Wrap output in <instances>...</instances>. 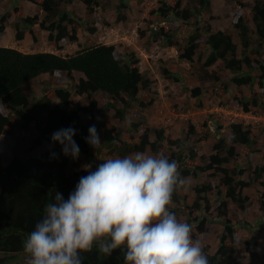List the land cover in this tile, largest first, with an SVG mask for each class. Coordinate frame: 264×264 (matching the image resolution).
Returning <instances> with one entry per match:
<instances>
[{
  "label": "trees",
  "instance_id": "16d2710c",
  "mask_svg": "<svg viewBox=\"0 0 264 264\" xmlns=\"http://www.w3.org/2000/svg\"><path fill=\"white\" fill-rule=\"evenodd\" d=\"M40 8L44 16L39 20L38 14L34 16L21 17L12 27L15 41L23 40L28 32L34 41L37 26L39 31L47 33V41L53 43L58 50H62L60 44L67 40L77 43L78 37L75 25L86 24L81 17L75 19L73 12L65 6L77 0H27ZM109 0H78L85 7L86 15H93ZM141 0H137L140 2ZM189 7L182 6L180 1L161 2L156 10L151 11L147 27V42L161 43L163 47L177 48L181 51L179 58L192 63L193 57L202 40L201 31L205 35L203 43L208 47V55L203 63L204 67L217 65L223 67L230 75L227 80L220 79L215 73L205 74L212 80L211 84L216 86L217 93H231L230 85L241 87L252 86L257 79L258 87L264 89V63L256 57L253 64L248 51L252 44H256L255 53L259 56L264 46V1L254 0L250 12L246 15L238 13L233 20V28L240 42L239 47L233 38L226 32L217 31L211 33L214 20H209L205 27H199L200 15L208 10L211 3L217 0H187ZM227 1V0H222ZM239 6L244 5L240 0H230ZM191 5V6H190ZM126 8L121 1L116 7L117 22H125L126 16H120L118 12ZM100 10V9H99ZM89 13V14H88ZM197 15L195 29L187 33L186 40L179 39L180 29L183 25L191 28L190 20ZM246 20H245V19ZM7 16L0 15V33L5 30ZM248 20V21H247ZM254 27L258 41L251 40L248 23ZM76 23V24H75ZM75 24V25H74ZM89 23H87L88 25ZM74 25V26H73ZM68 26H72L70 29ZM154 26L156 29L154 30ZM81 27V26H80ZM98 29L97 23L85 29L89 35H93ZM205 32V33H204ZM182 44V45H180ZM205 52V51H203ZM119 56V55H118ZM116 54L114 46L94 44L91 41L80 46L73 55L61 56L53 52L24 53L15 48L0 46V139L4 136L22 140L27 143L22 154L13 152L10 160L3 165L0 160V264L19 262L21 257L28 255L24 251V243L28 235L35 229V225L43 218L46 205L54 202L55 193L63 195L67 199L74 191L79 179L88 174V170H79L68 173L69 161L63 155L61 146L54 145L51 136L61 128L72 126L76 129L74 140L80 147V155L92 152V147L86 143L88 129L95 125L100 135L102 145L113 147L119 140L117 134L105 128L109 111L112 110L114 117L124 119V111L136 97L141 89H148L151 81L148 76L140 72L139 60L133 55H125L123 59ZM172 66V65H170ZM258 68L260 75H253ZM60 72L72 81L70 86L58 87L50 94L41 98L31 100L23 91L24 86L42 75H53ZM76 74L80 75L76 81ZM161 75L171 82H179L180 77L173 74L169 68H163ZM204 79V80H206ZM109 96L110 100L103 105H98L96 99H90L94 94ZM193 98L202 95L200 88L190 90ZM56 102L53 103V98ZM126 96V98L124 97ZM75 98L90 99L87 107H82L74 100ZM112 100V101H111ZM121 102L122 108L118 109L115 102ZM240 104L244 111L249 107L263 109L264 101L258 96L242 101L239 95L234 99ZM141 107H148L151 101L141 100ZM200 106V105H199ZM84 116L87 118L85 119ZM96 116L99 121H96ZM139 123L132 124L134 131L139 130ZM229 131L232 135V145L228 146L224 138H220L212 146V154L208 157H200L199 160L207 158V162L200 165L199 161L194 163L193 169L183 165L181 155L170 153L167 157L170 161H176L181 178L192 177L196 179L200 174L213 171L221 174L220 183L225 188L224 200L213 207V202L207 198L212 193L210 183L197 184L194 187L196 198L189 207L196 211L208 213L216 211L218 219H222L223 225L221 237L217 250L214 254L203 251L209 260V264H232V253L235 251V227L229 221L226 199L234 203L240 210L246 207L249 198L243 194V190L249 186L247 182L235 179V175H242L243 170L235 168L228 170L224 164L233 160L237 153L235 145H239L246 154L250 151L254 141L250 137V130L242 124H230ZM157 140L150 142L148 132L140 136L139 143L130 145L123 144L114 150L120 158L130 154L143 153L146 148L151 152H157L161 143L165 140L163 130H156ZM44 144L50 145V149L34 155L35 150ZM171 145L176 142L171 141ZM52 153L56 158H52ZM189 162L196 159V154L190 151ZM206 160V159H205ZM240 170L239 172L237 171ZM94 171V170H91ZM238 172V173H237ZM264 175V165L256 166L252 172L255 181H260ZM264 190V183L260 181ZM178 187L174 190L172 203L179 202ZM220 194V193H219ZM259 210L261 223L264 226V192L259 199ZM168 210L175 214L180 221V214L176 210ZM196 222L193 220L188 224ZM207 219H202L196 225L197 233L203 235L206 231ZM197 241V236L192 235ZM123 249H116L110 256L99 253L97 248L91 252L81 253L82 264H124ZM21 256V257H20Z\"/></svg>",
  "mask_w": 264,
  "mask_h": 264
},
{
  "label": "rangeland",
  "instance_id": "374dc122",
  "mask_svg": "<svg viewBox=\"0 0 264 264\" xmlns=\"http://www.w3.org/2000/svg\"><path fill=\"white\" fill-rule=\"evenodd\" d=\"M121 1L126 4V8H121L118 14L126 16L127 20L125 22L116 21V7ZM163 1L168 3L180 1L184 7H189L190 4V1L187 0H141L140 2H137V0H109L99 8L100 10L97 9L93 15H86L83 4L79 3L78 0L74 1V3L65 7L70 12H73L75 19L81 17L83 21L89 24L82 23L80 27L75 25V23L78 42L70 43L65 40L60 44L62 50H58L53 43L47 41V33L39 31L37 26L34 28L36 33L35 41L28 32L25 33L23 40L15 41V33L12 26L20 19L17 13L19 12L21 17L38 14L39 20H41L44 12L27 0H0V15H6L8 18L4 32L0 33L1 47L15 48L24 53L53 52L61 56H69L80 50V46H83L86 41H91L94 44L113 45L117 56L119 55L118 57L121 59L125 55H133L134 58L139 60L138 65L140 70L143 71L142 73L150 74L151 85L148 89H141L138 92L136 102L132 101L125 109L123 120L116 119L113 111H109L105 128H109L112 133L118 135L119 140L116 141L115 146L101 145L98 149L92 148V152L87 155H80L75 161L70 157H66L69 161L68 173L79 170L95 171L105 160L118 157L114 151L116 148L123 144L133 145L139 143L140 136L143 133L148 132L150 142L156 141L157 135L155 131L159 129L163 130V135L165 136L161 147L156 153L151 152L149 148H146L143 153L146 155L163 156L165 154V156H169L173 152L181 155L182 168L185 165L187 168L193 169L195 162L199 161L200 165L207 162V158H205L206 160H199V158L211 155L213 153L211 148L218 139L224 138L228 146L232 145L229 124H231V120L240 121L239 118H234V112L230 113L233 105L230 101L234 99L236 94L241 97L242 101L251 99V96H258L259 99L264 101V89L261 90L258 87L257 79L252 86L244 85L237 88L231 84L230 90L234 89L231 93H217V91H214L216 86L211 84L212 80H209V78L206 81H202V79L207 78L205 74L208 75L209 73H215L222 80H227L230 75L223 67H218L216 64L207 68L203 66L209 50L206 44L203 43L205 37L203 31L200 32L202 40L192 63H186L181 59L176 63H174V60L165 61L167 52L162 51V49H152L153 44L147 42V27L151 26L147 21H149L148 18L151 11L156 10ZM240 2L244 5L243 7L230 0L212 2L209 9L204 10L199 16L201 22L198 25L204 28L209 20H214L211 33L224 31L229 34L239 47V53L240 42L233 28V20L238 13L248 14L254 0H240ZM195 21H197V15H193L190 20L191 28L185 25L181 27L179 39L183 42L188 36L187 33L195 29ZM91 23H97L98 26L97 31L93 35H89L85 30L89 28ZM248 25L251 40L254 42L258 41L251 22ZM71 27L68 26L69 29ZM157 45L163 48L161 43H157ZM255 47L256 44H252L248 50L250 59L255 64L254 62L257 61L256 57H259L260 61L264 63V46L259 56H256ZM178 53L180 54L181 51L179 50ZM163 68H169L173 74L180 77V81L171 82L165 79L161 75ZM252 74L257 78L260 75L259 69L255 68ZM79 77L80 75L76 74V81H78ZM71 84L72 81L68 80L65 74L56 72L53 75H42L29 82L24 86L23 91L31 100H35L45 94H50L58 87L65 88ZM197 86L202 87L204 92L195 99L191 96L190 89ZM124 97L126 98V96ZM144 98L151 101L150 106L141 107L139 105V102ZM90 99H96L98 105H103L110 100L109 96H102V94L98 93L94 94ZM90 99L75 98L74 101H77L76 103L82 107H87ZM55 102L56 99L53 98V103ZM115 104L118 109L122 108L121 102L117 101ZM220 107L225 108L223 112ZM248 109L251 115L264 112V110L259 108L249 107ZM84 118L86 119L87 117L84 116ZM98 119L99 117L96 116V121H99ZM247 119H249L247 120L248 122H243L242 125L250 130V137L254 144L247 154L241 150L239 145H235L236 157L223 166L228 170L242 169L243 174L240 176L235 175V179L244 180L249 184L243 190V194L249 198V202L243 210H240L234 203L226 199L228 207L227 217L235 227V237L237 239L235 251L232 253V264H264V226H260L258 204L261 194L264 192L260 186V181L264 183V175L260 181H255L252 176L256 166L264 165V126L257 127L250 118ZM134 123H139V130L134 131L132 129L131 126ZM171 141L176 142V144L171 145ZM26 145L25 141H15L9 136L2 137L0 139L1 163L5 165L15 151L17 154H22ZM50 147V145L44 144L40 149L35 150L33 154L39 155L50 149ZM190 151L196 154V159L193 162L188 161L189 155H191ZM131 155L134 154L127 156ZM237 171L239 172L240 170L237 169ZM221 177V174L207 171L200 174L196 179L192 177L183 178L184 183L178 186L179 202L169 205V209L176 210L180 214L181 222L190 223L196 220V222L191 224L192 235L197 236V241H199L202 250L209 254H214L217 250L223 229L222 219H218L216 211L211 210L208 213H204L189 207L196 198L194 187L202 183L206 184L209 182L212 186V193L207 194L209 201L214 204L212 209L223 201L225 188L220 183ZM204 218L208 221L205 224L206 231L199 236L196 225ZM28 259V255L22 256L16 264H28Z\"/></svg>",
  "mask_w": 264,
  "mask_h": 264
},
{
  "label": "clouds",
  "instance_id": "9594fccd",
  "mask_svg": "<svg viewBox=\"0 0 264 264\" xmlns=\"http://www.w3.org/2000/svg\"><path fill=\"white\" fill-rule=\"evenodd\" d=\"M168 49L165 61L178 62L179 49ZM195 88L204 92L200 86L191 89ZM230 103L234 118L241 110L248 112L236 101ZM75 135L76 129L69 126L51 137L74 161L80 156ZM86 143L93 149L101 147L95 125L89 127ZM183 183L177 162L162 155L135 153L105 160L79 179L67 199L55 193L54 202L46 205L24 243L28 264H82L81 253L94 247L104 256L125 250L124 264H209L199 241L193 240L191 225L168 210L174 190Z\"/></svg>",
  "mask_w": 264,
  "mask_h": 264
},
{
  "label": "built area",
  "instance_id": "2783aa9c",
  "mask_svg": "<svg viewBox=\"0 0 264 264\" xmlns=\"http://www.w3.org/2000/svg\"><path fill=\"white\" fill-rule=\"evenodd\" d=\"M237 109H240L237 107ZM222 112L223 109H220ZM235 116L239 119H242L245 122H248L247 118H250L252 120V123L257 127L264 126V112H260L259 114L251 115L250 112H243L242 110L239 113H236ZM232 121V120H231ZM247 124V123H246ZM252 124V125H253ZM248 125V124H247Z\"/></svg>",
  "mask_w": 264,
  "mask_h": 264
},
{
  "label": "crops",
  "instance_id": "0c3cea01",
  "mask_svg": "<svg viewBox=\"0 0 264 264\" xmlns=\"http://www.w3.org/2000/svg\"><path fill=\"white\" fill-rule=\"evenodd\" d=\"M219 1V0H218ZM148 36V35H147ZM155 48H157V49H162V51H165V52H167L168 54H170V49H168L169 47H167V48H165V47H163V48H160L156 43H154L153 45H152V49H155ZM153 57H155L154 55H153ZM149 61V60H148ZM10 264V263H9ZM13 264H16V262H13Z\"/></svg>",
  "mask_w": 264,
  "mask_h": 264
}]
</instances>
